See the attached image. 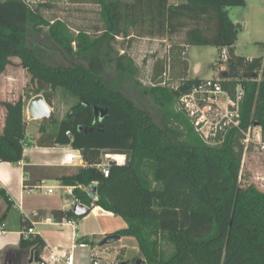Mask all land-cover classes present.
<instances>
[{
	"label": "trees",
	"instance_id": "obj_1",
	"mask_svg": "<svg viewBox=\"0 0 264 264\" xmlns=\"http://www.w3.org/2000/svg\"><path fill=\"white\" fill-rule=\"evenodd\" d=\"M98 5L104 30L92 37L72 30L66 21L46 18L49 3L0 0V77L19 58L36 83L27 98L1 103L6 117L0 129V162L19 164L24 158L27 103L42 95L51 107L63 90L78 103L54 122V131L42 127L37 143L80 152L85 166L64 176L63 185L73 187V198L90 212L100 207L123 219L128 227L115 234L135 238L145 264H264V192L255 184L243 187L240 180L242 131L259 127L264 135V57L236 55L238 25L229 16L230 8L245 7L246 1L98 0ZM148 25L150 38L184 32L185 47L220 49L219 65L228 70L221 79L224 89L234 97L236 87L243 86L240 130H231L221 145L206 144L178 107L204 79L197 75L170 87L158 72L154 83L144 86L133 58L117 50L118 38L135 36L133 29ZM42 35L67 64L51 60L37 42ZM132 81L157 111L159 122L129 96ZM95 108L108 110L102 122L95 121ZM86 128L96 131L85 133ZM103 155L126 156V163L110 166L105 177L98 168ZM0 194L9 200L4 191ZM86 216L77 217L73 210L52 212L59 221ZM81 242L94 243L87 238ZM20 246L40 254L44 242L31 236Z\"/></svg>",
	"mask_w": 264,
	"mask_h": 264
},
{
	"label": "rangeland",
	"instance_id": "obj_2",
	"mask_svg": "<svg viewBox=\"0 0 264 264\" xmlns=\"http://www.w3.org/2000/svg\"><path fill=\"white\" fill-rule=\"evenodd\" d=\"M27 1V0H25ZM48 2L52 8L45 11L44 15L49 20L60 19L66 21L74 31L85 30L92 37L100 36L104 30L99 7L91 1L82 0L78 3L83 10L87 11L76 14L74 5L70 0H33L30 5H37ZM249 5L229 9L231 20L238 25V39L235 45L236 54L242 57H262L264 55V0H245ZM77 4V3H76ZM81 8V7H80ZM80 17H78V16ZM135 36L127 39L118 38L116 48L119 52L128 53L140 68L139 81L144 86H151L156 73H161L163 84L170 87H177L183 81L196 78L221 80L228 76V70L224 65H219L221 50L216 47L184 46L185 33L172 36L166 39H146L138 36V30L133 29ZM131 31V32H132ZM146 39V40H145ZM42 48L48 51L51 60L58 65L67 64L60 53L51 49L52 44L47 42L45 35L37 38ZM223 76H222V75ZM36 89V83L32 76L21 65L19 58H13L0 78V106L1 103L15 102L21 97L32 95ZM129 96L138 105L154 116L157 122L160 121L157 111L148 99H145L135 87L134 82L129 83ZM78 103V100L69 93L59 90L52 102V118L50 120H33L28 115V103L25 115L28 121V138L31 140L35 132L42 127L54 131L60 120L66 117L67 113ZM213 111V109H212ZM209 112L208 114L212 113ZM53 122V123H52ZM243 144V142H242ZM243 165L241 172V184L247 187L255 184L264 192V152L259 145L250 143L248 148L244 145ZM247 148V149H246ZM102 161H106L103 155ZM119 219L104 218L97 212H90L84 219L76 220L79 237L93 236L101 228L117 229L123 224ZM67 231V230H66ZM65 231V232H66ZM63 231L54 229V234L60 235ZM95 240L86 248L78 247L75 250L76 264H92L98 260L102 264H136L142 259L137 251L133 249L130 239L107 246H99ZM64 246L67 242L62 241ZM79 245V243L77 242ZM70 245V244H69ZM140 257V258H139Z\"/></svg>",
	"mask_w": 264,
	"mask_h": 264
},
{
	"label": "crops",
	"instance_id": "obj_3",
	"mask_svg": "<svg viewBox=\"0 0 264 264\" xmlns=\"http://www.w3.org/2000/svg\"><path fill=\"white\" fill-rule=\"evenodd\" d=\"M70 1L75 4L74 7L76 8L74 10L76 14L87 11L86 9L83 10L82 6L78 4L82 0ZM120 1L123 3H133L135 0ZM92 2L99 7L98 0H92ZM181 2L183 0H170L171 4H180ZM247 4L249 5V2L246 3V6ZM98 14L100 15V8ZM149 28H151L150 25L138 28V35H142V40L143 38L153 39L147 36ZM131 34H135V32L132 31ZM154 41H157V38ZM253 58L256 57L248 59ZM23 98L25 99V97ZM25 114V120L28 122L29 120H27ZM5 117L6 112L0 106V129L4 127ZM41 135L39 128L31 140L28 138V133L26 134L24 158L19 164L0 162V190L4 191L9 198L7 200L0 194V224L5 225L4 232L0 233V264L35 263L39 255L38 251L34 248L24 249L20 246L21 240L23 238L26 239L25 232L28 228H34L36 235L33 237L39 236L43 240V248L69 249L75 242H79L80 239L87 238L93 240V242L98 239L97 241L101 242L106 236L115 234L128 227L123 219L115 217L114 214L97 207L93 210L94 212H97L104 218L119 219L118 221L123 224L119 225L120 227L117 229L103 227L98 233H94L92 237H79L77 224L76 226L65 225L67 222H70L68 219L59 221L52 217L53 210H73V187L64 186L62 178L71 174L74 168L80 166L84 161L80 152L69 146L47 147L38 145L37 142ZM70 152L75 154L77 165H64L65 156ZM40 186L44 188L38 190L37 187ZM50 189L53 190L52 193H49ZM54 222H59L62 225H56ZM72 222H76V220H72ZM55 228L63 231L58 237L54 234ZM122 239L133 241V249H137L142 258L138 242L135 238L122 237ZM64 240L67 242L66 246L62 242ZM43 248L40 250V254ZM142 260L144 259L142 258Z\"/></svg>",
	"mask_w": 264,
	"mask_h": 264
},
{
	"label": "built area",
	"instance_id": "obj_4",
	"mask_svg": "<svg viewBox=\"0 0 264 264\" xmlns=\"http://www.w3.org/2000/svg\"><path fill=\"white\" fill-rule=\"evenodd\" d=\"M32 1L27 0L26 2L29 4ZM243 98L244 88L241 84L236 87L235 96L232 97L229 91L224 89L222 80L205 79L191 93L180 99L178 107L189 116L195 130L206 144L218 146L224 143L231 130H240ZM211 111L212 113L208 114ZM242 133L244 135L243 144L247 145V148L250 143H254L259 145L264 152V135L259 127H251L246 132L242 131ZM67 134L70 135L69 132ZM112 161L116 162L117 165H124L126 156L106 155V161L98 166L105 177L109 176V167ZM63 163L67 166L77 165L75 154L73 152L68 153ZM80 166H85L84 162ZM43 188V186L37 187L38 190ZM52 191L50 189L49 193H52ZM78 203V200L74 198L73 207ZM69 221L65 225L76 226V222ZM55 224L62 225L59 222ZM4 229L5 225L0 224V233H3ZM34 235H36L34 228H28L25 232L26 239ZM87 246V244L80 243L78 245L75 242L69 249L43 248L42 253L38 255L39 260L34 264H76L75 250L78 247L86 248ZM92 264L102 263L95 260Z\"/></svg>",
	"mask_w": 264,
	"mask_h": 264
},
{
	"label": "water",
	"instance_id": "obj_5",
	"mask_svg": "<svg viewBox=\"0 0 264 264\" xmlns=\"http://www.w3.org/2000/svg\"><path fill=\"white\" fill-rule=\"evenodd\" d=\"M27 111H28L29 117L33 120H50L52 118V109L47 104V102L45 101L42 95L35 96L34 98L30 100ZM94 111H95V121L96 122L98 121L102 122L103 119L108 114L107 109L95 108ZM102 126H103L102 124H99L98 129H100ZM84 131L85 133H88V132L93 133L96 131V128H90V129L86 128ZM115 165H117L116 162L114 161L110 162V166H115ZM89 212H90V208L80 203L76 204L73 207V213L77 217L86 216L89 214ZM121 238L122 237L120 235L112 234V235L106 236L102 240L101 243L103 246L112 245V244L119 242ZM38 260L39 258L37 257L35 262H37ZM136 264H145V262L144 260L140 259L136 262Z\"/></svg>",
	"mask_w": 264,
	"mask_h": 264
}]
</instances>
